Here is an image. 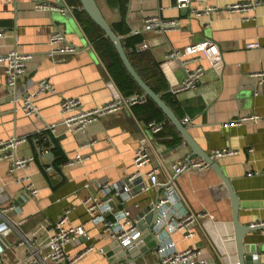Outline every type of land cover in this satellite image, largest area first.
Here are the masks:
<instances>
[{
  "label": "crops",
  "instance_id": "0c3cea01",
  "mask_svg": "<svg viewBox=\"0 0 264 264\" xmlns=\"http://www.w3.org/2000/svg\"><path fill=\"white\" fill-rule=\"evenodd\" d=\"M96 1L111 28L118 26L126 32L124 36L117 34L123 41L129 37L139 39L126 51L132 65L157 94L173 103L166 104L182 123L190 119L186 126L200 149L208 155L215 151L234 152L214 160L239 197L240 223L245 227L264 223V0H191L187 9H178L176 0ZM38 2L58 10H37ZM246 4L252 6L230 9ZM61 9L68 10L62 13ZM76 10L83 11L72 0H0V57L12 49L31 57L26 73L19 79L20 90L31 91L38 80L44 79L57 91L37 100L40 118H28L10 102L0 63V142L26 139L17 155L34 158L28 174L40 190L39 197H28L8 173V165H0V186L6 185V192L17 207L7 214L15 228L10 226L3 234L0 261L29 264L32 250L27 244L21 245L22 238L33 242V235L54 225L66 209L73 208L68 225L85 228L92 241L70 245L68 253L76 255L88 246L94 249L77 264H155L158 255L153 237L145 245V252L122 257L113 247L114 241L90 222L83 200L88 194L103 197L105 185L121 186L134 172L135 152L141 146H148L153 158L143 173L158 167L162 183L169 179L172 165L192 155V150L170 121L154 118L148 100L102 117L86 133H70L60 124L59 106L64 99H80L86 108L92 109L139 94L123 95L110 61L86 35ZM151 17L179 21L180 30L147 31L144 27ZM57 29L80 49L79 53L49 56V42ZM143 43L148 49L139 52ZM249 43H259L260 47L247 49ZM172 51L202 59L206 72L198 89L178 95L170 92L185 78L181 63L167 59ZM249 117L255 119L241 121ZM151 122L163 123L162 132L152 134ZM53 124L58 125L56 133L47 128ZM90 142L94 146L86 147ZM50 153L52 159L48 157ZM77 154L88 160L67 167ZM145 182L148 184L147 179ZM177 184L185 209L207 211L213 217L195 228L193 238L176 235L177 249L200 250L202 258L198 264H239L230 194L218 175L211 167L189 171L177 179ZM162 195L163 188L138 193L125 207L132 211L136 221L139 217L146 221L152 212L145 211ZM244 244L256 258L253 264H264V231L248 233ZM106 249L110 256L109 252L101 254Z\"/></svg>",
  "mask_w": 264,
  "mask_h": 264
},
{
  "label": "built area",
  "instance_id": "2783aa9c",
  "mask_svg": "<svg viewBox=\"0 0 264 264\" xmlns=\"http://www.w3.org/2000/svg\"><path fill=\"white\" fill-rule=\"evenodd\" d=\"M4 1L13 2L17 0ZM190 3L191 0H176V7L178 9H187ZM258 4L260 3H255L254 5ZM243 6H252V4L234 5L230 9H240ZM35 8L40 11L58 10L56 7L44 2L36 3ZM67 10L61 9L60 11L65 13ZM180 27L179 21H163L157 17H151L146 21L144 29L167 33L179 31ZM259 47V43L247 44V49H257ZM49 48V56L52 58L80 52V49L73 45L60 29H57L52 35ZM147 49L148 45L145 43L138 47L139 52ZM167 59L178 60L185 72L184 81L171 89L170 92L173 95L198 89L206 72L201 65L202 59L199 56L187 57L178 51H172L167 55ZM30 60V56L19 53L17 49H12L8 54L0 57L10 102L17 111L23 112L26 117L37 119L41 116L37 100L46 94L55 95L57 91L49 81L44 79L38 80L31 91L22 92L20 90L19 79L26 73ZM147 100L148 98L144 94H137L128 98L122 97L116 102H110L100 107L88 109L80 99H64L59 106V113L62 116L60 124L67 128L70 133H86L87 128L91 124L98 122L102 117L119 112L123 107L145 104ZM254 119V117H249L241 121ZM183 123L184 125L189 124L190 119L186 118ZM57 127V124H53L47 128L56 133ZM149 129L152 134L157 135L164 129V124L151 122ZM24 142H26L25 138H15L6 142L1 141L0 165L7 164L8 173L14 176V182L23 187L28 197L37 198L40 195V190L35 186L31 175L28 174V170L34 163V158H20L17 155L19 146ZM94 144V142L87 143L86 147H93ZM232 154L234 152L224 150L215 151L210 156L212 159H217ZM87 160L88 157L77 154L66 166L72 167ZM152 162L153 158L150 148L146 145L141 146L135 152V170L121 186L117 184L114 186L105 185L103 197L94 194L86 195L83 205L89 220L93 225L99 227L104 235L117 242L125 253L140 248L141 245L145 246L144 232L140 230L138 221L134 219L132 211L126 208L125 205L138 196V193H145L154 188H163V195L152 204V212L154 211L155 219L150 234L156 242L158 262L155 264H198L202 258V252L194 248H189L185 251L178 250L174 237L180 235L185 239L193 238L195 236V228L203 226L208 219L213 220V217L207 211L194 212L183 207L185 201L178 187L177 179L189 171L209 169L210 165L203 158L188 154L172 165L169 179L162 183L159 179L160 169L158 167H152L149 172L143 173V169L151 165ZM145 179H147L148 184ZM5 186H0V235L6 233L10 226L15 228L8 220L7 214L17 210L16 205L12 202L9 194H7ZM135 207L138 208L139 205L136 204ZM73 210V208L66 209L54 225H48L39 230L36 235H33V242L30 243L27 238H22L21 245L27 244L32 250L29 264H77L83 257L94 250L88 246L76 255L68 253V246L92 241L90 232L85 228L68 225ZM258 225H264V223ZM0 252H2L1 248ZM100 252L103 255L108 253L106 250H101ZM130 264L137 263L131 262Z\"/></svg>",
  "mask_w": 264,
  "mask_h": 264
},
{
  "label": "water",
  "instance_id": "95a60500",
  "mask_svg": "<svg viewBox=\"0 0 264 264\" xmlns=\"http://www.w3.org/2000/svg\"><path fill=\"white\" fill-rule=\"evenodd\" d=\"M79 1L81 3L82 10L103 31V33L105 34V37L110 40L117 54L119 55L124 67L126 68L127 72L134 79V81L137 83L140 89L143 91L144 95L157 105V107L163 112V114L167 117V119L171 122V124L177 129L181 137L191 148L192 155L203 158L210 165L211 169L218 175V177L221 179V181L226 186L230 194V199L232 203L233 222H234V228H235L239 264H253L256 258L253 253H249L246 250V246L244 244V237L250 232L264 231V225H253L250 227H245L240 223L239 221V210H240L239 197L237 193L235 192L230 180L224 174L220 165L214 159H212L210 155H208L207 153H205L204 151L200 149V147L194 141L192 136L189 134L188 126L182 123V121L175 115L173 110L166 104V102L162 99V97L159 94H157L136 71V69L132 65L124 49L123 39L120 36H118L114 32V30L111 28L106 18L104 17L97 1L96 0H79ZM48 157L52 159L53 155L50 153ZM145 212H152V206L148 207ZM154 219H155L154 211L150 213L146 221H140V217L138 218V226L140 230L144 232V241L146 244H148L151 239L150 233H151V227L154 223ZM0 224H1V221H0ZM2 240H4L3 234L0 235L1 248L3 247ZM149 246H152V245H149ZM113 247H115L116 251L121 252L122 257H126L127 255H131L135 257L137 254L141 252H145L147 248L146 246L141 245L140 248H136V249L129 251L128 253H125L122 251V248L119 247L117 242L113 243ZM106 251H108V249H106ZM110 255L111 253L109 252L107 256H110ZM112 260L113 259H111V261Z\"/></svg>",
  "mask_w": 264,
  "mask_h": 264
},
{
  "label": "trees",
  "instance_id": "16d2710c",
  "mask_svg": "<svg viewBox=\"0 0 264 264\" xmlns=\"http://www.w3.org/2000/svg\"><path fill=\"white\" fill-rule=\"evenodd\" d=\"M72 2L73 4H76L77 6H81L79 0H72ZM76 16L80 18L86 35L92 41V43L95 44L96 49L99 51V53L105 59L110 61L111 72L116 82L118 83V86L120 90L122 91L123 95L127 97L135 93L143 94L140 87L137 85L134 79L128 74L114 46L112 45L110 40L105 37V34L103 33V31L83 11L79 12L76 10ZM112 29L114 30L116 34H119L120 36L126 35V32L120 30L118 26H114L112 27ZM138 42H139V39H137L136 37H129L126 40H124L123 46H124L125 51H128V47L130 45L134 46ZM128 57L130 61H132L129 54H128ZM162 98L170 106H173L172 105L173 103L167 97H162ZM148 105L153 109V115L156 120L158 121L166 120L167 122H169V120L166 118L163 112L149 98H148ZM56 164L58 165V163Z\"/></svg>",
  "mask_w": 264,
  "mask_h": 264
}]
</instances>
